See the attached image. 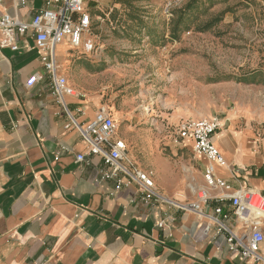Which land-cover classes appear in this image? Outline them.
<instances>
[{"label":"crops","instance_id":"crops-1","mask_svg":"<svg viewBox=\"0 0 264 264\" xmlns=\"http://www.w3.org/2000/svg\"><path fill=\"white\" fill-rule=\"evenodd\" d=\"M46 1L0 0V16L17 14L30 21ZM101 5L94 2L91 9ZM254 13L261 18L262 9ZM92 52L68 39L56 46L60 73L76 92L65 96L66 105L78 120H91L106 110L112 85L114 106L106 111L115 120L117 111L137 106V96H129L137 87L124 89L137 68L121 59L106 65L101 54L95 62ZM40 56L30 32L20 39L19 50L0 46V264H254L230 249L227 233L218 232L216 224L207 232L204 218L172 202L196 201L205 190L207 212L221 206L230 213L227 223L235 234L249 231L235 217L229 195L238 190L264 194V103L250 96L257 86L243 83L242 74L218 77L212 68V79L201 81L198 73L187 75L176 67L147 113L126 116L129 132L140 125L178 130L187 120L221 121L213 140L226 162L212 164L230 190L207 184L210 160L194 149L192 138L170 144L164 153L151 129L135 133L134 142L145 147L148 158L144 169L169 200L148 202L135 182L117 188L116 179L102 177L103 158L88 152L76 128H66L69 115L47 80L26 86L33 73L45 74ZM79 153H85L83 161L77 160ZM261 226L264 230V220Z\"/></svg>","mask_w":264,"mask_h":264},{"label":"rangeland","instance_id":"rangeland-1","mask_svg":"<svg viewBox=\"0 0 264 264\" xmlns=\"http://www.w3.org/2000/svg\"><path fill=\"white\" fill-rule=\"evenodd\" d=\"M99 1L101 8L91 9ZM88 8L93 19L90 36L96 45L91 59L96 62L97 54H101L106 65L121 59L131 60L137 68L124 86L137 87L129 94L137 96V106L127 112L117 111L115 122L116 136L124 138L128 157L138 168L146 171L148 159L145 147L134 142L135 133L141 129H151L160 138V151L164 153L170 151V144L183 143L177 126L140 125L137 131L129 132L131 126L126 119L148 112L153 97L161 95L160 88L176 67L187 75L199 74L201 81L212 79V68L218 77L242 74L239 78L243 83L259 88L251 98L264 103V4L260 1L88 0ZM257 8L262 9L261 18L254 13ZM104 103L112 112V85Z\"/></svg>","mask_w":264,"mask_h":264},{"label":"built area","instance_id":"built-area-1","mask_svg":"<svg viewBox=\"0 0 264 264\" xmlns=\"http://www.w3.org/2000/svg\"><path fill=\"white\" fill-rule=\"evenodd\" d=\"M87 2L88 0H47L45 7L37 11L30 21L22 20L17 14H3L0 16V46L19 50L20 39L30 32L41 52L45 74L33 73L27 78L26 86L31 88L38 81L47 80L49 90L64 104L69 115L66 128H76L86 141L88 152L103 158L106 166L101 172L103 178L116 179L117 188L135 182L145 201L167 200L155 190L150 173L138 168L129 159L125 140L114 138L116 122L105 109L97 111L91 120L83 122L66 105L65 96L74 95L76 92L68 84L66 76L60 73L56 46L68 39L72 46H82L87 52L96 49L95 41L90 36L92 15ZM166 11L169 13V8ZM220 126L218 117L192 119L182 122L177 133L181 139L192 138L194 149L210 160L204 173L207 184L230 190L231 184L215 174L212 164L223 165L226 162L213 140L214 133ZM76 158L83 161L85 153L77 154ZM209 198V193L203 190L196 201L172 203L184 211L194 212L204 218L207 221V232L212 223L216 224L218 232L227 233L230 249L238 252L242 258L252 259L254 264H264V230L261 226L264 220V194L258 190H238L229 195L235 217L249 230L241 236L231 230L227 223L230 213L224 212L221 206H217L213 213L205 210L204 205ZM163 225V221L158 223L159 227Z\"/></svg>","mask_w":264,"mask_h":264},{"label":"trees","instance_id":"trees-1","mask_svg":"<svg viewBox=\"0 0 264 264\" xmlns=\"http://www.w3.org/2000/svg\"><path fill=\"white\" fill-rule=\"evenodd\" d=\"M173 33H174V35H177V29H174Z\"/></svg>","mask_w":264,"mask_h":264}]
</instances>
